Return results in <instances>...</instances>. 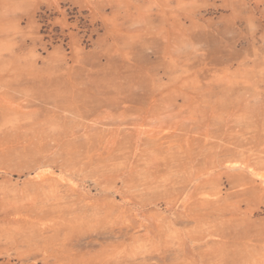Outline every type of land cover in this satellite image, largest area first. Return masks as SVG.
<instances>
[{
  "label": "rangeland",
  "instance_id": "374dc122",
  "mask_svg": "<svg viewBox=\"0 0 264 264\" xmlns=\"http://www.w3.org/2000/svg\"><path fill=\"white\" fill-rule=\"evenodd\" d=\"M0 264H264V0H0Z\"/></svg>",
  "mask_w": 264,
  "mask_h": 264
}]
</instances>
